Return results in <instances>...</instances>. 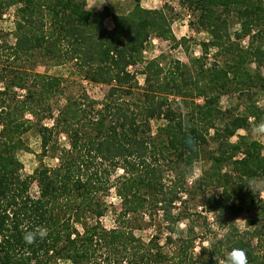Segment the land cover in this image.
<instances>
[{"label": "trees", "instance_id": "obj_1", "mask_svg": "<svg viewBox=\"0 0 264 264\" xmlns=\"http://www.w3.org/2000/svg\"><path fill=\"white\" fill-rule=\"evenodd\" d=\"M87 1L0 0V19L12 7L17 18L15 42L0 35V48L8 51L5 66L0 64V264H226L233 248L246 252L247 264H263L264 200L262 189L253 186L259 180L264 189V145L248 135L230 139L264 111L251 103L235 113L220 101L232 87L255 84L264 90V0H180L211 35L204 45L228 57L221 66H200L195 74L177 60L166 77L160 62L145 60L144 51L152 35L175 40L167 3L146 8L132 0L129 11L114 12L108 6L90 8ZM231 17L240 27L236 38H250L247 47L231 40ZM45 61L74 63L88 80L109 84L105 99L68 96L54 114L63 78L35 70ZM248 63H255L254 72ZM138 64H143L144 86L131 70ZM172 97L183 105L174 106ZM45 118L53 124L43 123ZM153 120L164 121L155 132ZM31 129L59 164L42 163L25 175L17 152L25 149L23 135ZM61 134L69 147L53 140ZM211 139L218 142L217 152L208 153L211 166L197 181L198 188H221L209 211L218 216L229 211L234 221L246 207L257 210L263 223L240 232L231 221L222 238L197 254L195 228L180 229L182 212L176 216L173 209L187 191L186 183L178 182L206 155ZM162 162L178 181L166 185ZM118 169L123 174L114 185L123 206L108 228L102 218L109 208L111 175ZM150 210L161 211L168 222L165 244L157 234L148 240L134 234L144 228V216L154 221ZM25 230H44L46 236L27 244Z\"/></svg>", "mask_w": 264, "mask_h": 264}, {"label": "rangeland", "instance_id": "obj_2", "mask_svg": "<svg viewBox=\"0 0 264 264\" xmlns=\"http://www.w3.org/2000/svg\"><path fill=\"white\" fill-rule=\"evenodd\" d=\"M87 2L88 7L90 8L102 9L105 6H108L114 12H127L133 7L132 0H88ZM141 3L146 8H161L165 3L168 4L167 13L170 14L171 27L175 40L152 35L144 51L145 60L155 59L160 62L161 66H163L164 71L162 77L169 76V72L175 70L174 67L176 66L177 60H180L194 69L193 74L198 72L200 66L203 68H210L211 66L216 65L221 66L226 62L228 53L220 52V50L211 46L210 48H207L204 45L205 43L210 42L212 37L207 30L198 25L196 13H193L184 7L182 1L141 0ZM15 9L16 7L10 8L0 19V30H2L0 31V35L2 36L1 39L8 37L11 43L15 42L14 30L17 22ZM106 25L108 28L113 27V22L110 18L106 20ZM239 29L240 27L237 20L234 17H231L229 26L231 40L234 43H240L243 47H247L250 40L249 37H244L242 39L236 38L235 32ZM226 43L229 42L226 41ZM7 52V50L0 48V64L3 67L5 66ZM246 67L251 72H254L257 66L255 63H248ZM34 68L40 73L60 76L63 78L62 89L64 93L53 100L54 114L56 115L59 108L65 104V98L68 96L71 98H81L83 101H88L89 99L103 100L110 89V85L107 83L88 80L84 76L85 73L74 63L55 65L54 63H48L45 61L38 62ZM142 69L143 64L131 67L133 72H137L139 84L144 86L145 75L141 74ZM261 71L264 74V68ZM20 93H22V91H20ZM172 99L174 100V106L183 105V100L180 97H172ZM196 100L199 103L203 102V98H197ZM251 103L257 104L264 111V90L255 84L237 90L232 87L231 92L228 91V93L226 92L221 95L220 101V105L224 109L231 107L232 109H235V113L243 112L245 107ZM27 117L30 119L32 118L31 115H28ZM32 119L34 120V118ZM263 119L264 117H261L255 122L254 117H252L251 120L255 123L249 126L247 130H239L230 140L236 142L241 135H248L249 138L257 140L264 145V134H258L255 131V126ZM53 121L54 120L51 118H45L42 122L51 126ZM163 122V120H153V131L155 132L157 125L162 124ZM211 132H213V130H211ZM23 140L25 149L17 152V156L23 166V174H32L42 163L49 166H56L59 164V160L55 157L54 151H43L41 147V137L34 129L27 131L23 135ZM53 140L55 142L58 140L57 143L60 144L59 146L61 147L67 148L70 146L68 137L63 134L59 135V137L54 135ZM217 147L218 142L211 139L210 144L205 147L206 155L202 156L195 162L184 181L180 180L178 182L179 186L186 183L185 189L187 191L180 193L183 202L177 200V203H175L176 207L173 210L176 216L179 211L182 212L178 219L180 229H183L186 232V229L189 227L195 228L197 236L195 253L197 254L201 252L202 246L209 245V241H217L222 238L229 228L228 225L233 221L231 220L233 215L230 214L229 211L225 210L224 212H220L221 219H219L220 214L218 216L217 212L209 211V207L221 196V188L215 187V185L198 188L197 181L205 174V170H208L211 166V161L207 159L208 153L212 151L217 152ZM161 164L162 166L160 168L164 172L166 185L178 181V179L175 178L174 173L170 171L169 167H167V164L163 162ZM224 168V170L228 169L227 167ZM122 174L123 170L118 169L111 175L110 183L113 185L111 186L110 193L106 196V203L109 208L106 215L102 218L103 224L108 228L115 226V213H118L123 206L122 198L118 195L116 186L114 185L118 176ZM253 188L254 191L257 190L256 188L262 189L260 197L264 200L262 182L258 180ZM37 190L38 187L34 184L32 191L35 193ZM231 203L232 200H229L228 206H230L229 204ZM150 213L153 214L154 221L151 222L150 216H144L141 221V225L144 226V228L135 229L134 234L136 236H141L145 240H148L153 235L157 234L159 235L160 242L165 244V237L168 234L166 224H168V222L164 220L161 211L157 212L155 210H150ZM224 223L226 226L221 227V224ZM233 223L240 232H244L246 230H254L259 224L261 225L263 221L262 216L259 217V212L257 210L249 211L245 207L243 211L236 215V219ZM254 243H256V241H254ZM167 249L172 248L168 246ZM262 252L264 254V250Z\"/></svg>", "mask_w": 264, "mask_h": 264}, {"label": "clouds", "instance_id": "obj_3", "mask_svg": "<svg viewBox=\"0 0 264 264\" xmlns=\"http://www.w3.org/2000/svg\"><path fill=\"white\" fill-rule=\"evenodd\" d=\"M255 131L258 134H264V121H261L259 124L255 126ZM251 187L252 191L253 188L251 185H248ZM46 236V231L40 230V231H28L25 230L24 232V240L27 244H33L35 243L36 239H43ZM226 264H247V254L243 249L240 248H233L231 249L227 255H226Z\"/></svg>", "mask_w": 264, "mask_h": 264}]
</instances>
